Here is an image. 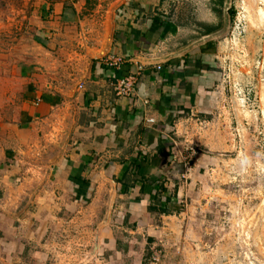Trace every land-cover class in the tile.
Instances as JSON below:
<instances>
[{"label":"crops","instance_id":"0c3cea01","mask_svg":"<svg viewBox=\"0 0 264 264\" xmlns=\"http://www.w3.org/2000/svg\"><path fill=\"white\" fill-rule=\"evenodd\" d=\"M207 1L39 3L30 57L0 56V264H117L119 230L177 211V123L209 106L229 25ZM135 63L136 94L118 97Z\"/></svg>","mask_w":264,"mask_h":264},{"label":"rangeland","instance_id":"374dc122","mask_svg":"<svg viewBox=\"0 0 264 264\" xmlns=\"http://www.w3.org/2000/svg\"><path fill=\"white\" fill-rule=\"evenodd\" d=\"M41 1L0 0V56L30 57ZM211 1L227 8L229 25L217 39L220 78L209 106L177 123L182 167L170 194L178 209L139 233L119 230L117 264H264V0Z\"/></svg>","mask_w":264,"mask_h":264},{"label":"built area","instance_id":"2783aa9c","mask_svg":"<svg viewBox=\"0 0 264 264\" xmlns=\"http://www.w3.org/2000/svg\"><path fill=\"white\" fill-rule=\"evenodd\" d=\"M127 62L128 60L124 56L115 53L108 54L103 59V63L108 68L116 70L121 69ZM143 68L142 65L135 63L134 69L129 74L117 79L115 91L118 97H132L136 94V87ZM157 68L158 70L162 69L160 65Z\"/></svg>","mask_w":264,"mask_h":264},{"label":"trees","instance_id":"16d2710c","mask_svg":"<svg viewBox=\"0 0 264 264\" xmlns=\"http://www.w3.org/2000/svg\"><path fill=\"white\" fill-rule=\"evenodd\" d=\"M132 170H129L128 172H127V174L124 176V178L122 179V183L123 184H126V181L128 180V178L129 179H132L133 177H132ZM136 172H137V170H136ZM129 185V184H128ZM162 192H166V188L164 187V185L163 184H161L160 186H159V189H158V193L156 194V204H158V207H160L161 205H162V202H161V194H162ZM167 202H168V199H167ZM169 206H174L173 205V203H171V201L169 200ZM176 206V208H177V205H175ZM178 209V208H177Z\"/></svg>","mask_w":264,"mask_h":264},{"label":"bare ground","instance_id":"6f19581e","mask_svg":"<svg viewBox=\"0 0 264 264\" xmlns=\"http://www.w3.org/2000/svg\"><path fill=\"white\" fill-rule=\"evenodd\" d=\"M261 13H262V18H264V12H263V11H261Z\"/></svg>","mask_w":264,"mask_h":264}]
</instances>
